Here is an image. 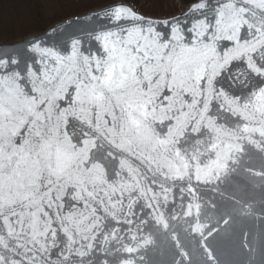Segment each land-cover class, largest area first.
I'll use <instances>...</instances> for the list:
<instances>
[{
	"label": "snow or ice",
	"instance_id": "snow-or-ice-1",
	"mask_svg": "<svg viewBox=\"0 0 264 264\" xmlns=\"http://www.w3.org/2000/svg\"><path fill=\"white\" fill-rule=\"evenodd\" d=\"M226 249L264 254V0H113L0 45V264Z\"/></svg>",
	"mask_w": 264,
	"mask_h": 264
},
{
	"label": "trees",
	"instance_id": "trees-1",
	"mask_svg": "<svg viewBox=\"0 0 264 264\" xmlns=\"http://www.w3.org/2000/svg\"><path fill=\"white\" fill-rule=\"evenodd\" d=\"M150 17L178 11L168 0H122ZM113 0H0V42H14L43 32L56 22L102 7ZM186 6L191 0H179Z\"/></svg>",
	"mask_w": 264,
	"mask_h": 264
},
{
	"label": "water",
	"instance_id": "water-1",
	"mask_svg": "<svg viewBox=\"0 0 264 264\" xmlns=\"http://www.w3.org/2000/svg\"><path fill=\"white\" fill-rule=\"evenodd\" d=\"M177 1V0H176ZM124 4H127V3H125V2H123ZM127 5H129V6H131V7H133L132 5H130V4H127ZM134 8V7H133ZM98 9H100V8H98ZM98 9H96V10H98ZM96 10H92V11H89V12H87V13H84V14H81V15H78V16H74V17H72V18H69V19H71V20H73V21H75L77 18H82V17H84L85 15H88V14H91V13H93L94 11H96ZM138 12V11H137ZM140 13V12H139ZM142 14V13H141ZM144 15V14H143ZM146 16V15H145ZM66 20H68V19H66ZM56 24V23H55ZM73 27H76V25L74 24L73 25ZM49 28V27H48ZM47 28V29H48ZM42 33V32H41ZM41 33H38V34H33V35H39V34H41ZM33 35H30V36H28V37H31V36H33ZM28 37H26V38H28ZM23 39H25V38H23ZM23 39H21V40H23ZM17 41H20V40H17ZM17 41H14V42H10V43H0V45H10V44H13V43H15V42H17ZM252 195H254L256 198H257V200H259V192L258 191H256V192H254V193H252ZM160 258H163V257H160ZM223 260H225V261H228V262H230V264H235V262H238V261H245V262H247L248 261V257H241V256H239L238 254H236L234 251H232L231 249H226L223 253H222V257H221ZM251 264H264V254H261L259 251H257L252 257H251Z\"/></svg>",
	"mask_w": 264,
	"mask_h": 264
},
{
	"label": "rangeland",
	"instance_id": "rangeland-1",
	"mask_svg": "<svg viewBox=\"0 0 264 264\" xmlns=\"http://www.w3.org/2000/svg\"><path fill=\"white\" fill-rule=\"evenodd\" d=\"M169 1V4L170 5H172L173 7H175V8H178V11L176 12V13H174V14H178L179 13V11H180V9L182 8V7H186V6H182L181 5V3L179 2V0H168ZM123 2V1H122ZM112 3V2H111ZM105 6V5H104ZM103 7V6H102ZM99 8H101V7H99ZM98 9V8H97ZM94 10H96V9H94ZM92 11V10H91ZM87 13V12H86ZM84 14V13H83ZM174 14H172V15H174ZM172 15H169V16H167V17H170V16H172ZM150 17V16H149ZM167 17H164V18H167ZM63 21V20H62ZM60 22V21H59ZM56 23H58V22H56ZM55 24V23H54ZM50 27V26H49ZM0 43H10V42H0Z\"/></svg>",
	"mask_w": 264,
	"mask_h": 264
}]
</instances>
